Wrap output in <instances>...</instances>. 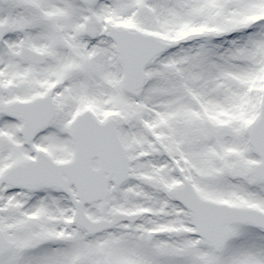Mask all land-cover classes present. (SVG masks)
Listing matches in <instances>:
<instances>
[{"label": "snow or ice", "instance_id": "6c2138e0", "mask_svg": "<svg viewBox=\"0 0 264 264\" xmlns=\"http://www.w3.org/2000/svg\"><path fill=\"white\" fill-rule=\"evenodd\" d=\"M0 264H264V0H0Z\"/></svg>", "mask_w": 264, "mask_h": 264}]
</instances>
